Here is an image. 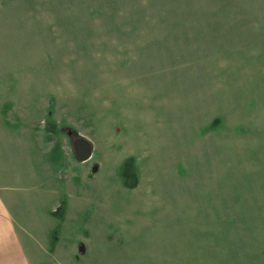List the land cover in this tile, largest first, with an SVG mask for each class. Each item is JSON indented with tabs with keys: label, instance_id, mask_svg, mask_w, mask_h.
Listing matches in <instances>:
<instances>
[{
	"label": "rangeland",
	"instance_id": "obj_1",
	"mask_svg": "<svg viewBox=\"0 0 264 264\" xmlns=\"http://www.w3.org/2000/svg\"><path fill=\"white\" fill-rule=\"evenodd\" d=\"M0 189L48 264H264V0H0Z\"/></svg>",
	"mask_w": 264,
	"mask_h": 264
},
{
	"label": "crops",
	"instance_id": "obj_2",
	"mask_svg": "<svg viewBox=\"0 0 264 264\" xmlns=\"http://www.w3.org/2000/svg\"><path fill=\"white\" fill-rule=\"evenodd\" d=\"M8 199L9 196L6 192L0 189V264L51 263L47 259L42 261L35 254V250L25 242L20 230L21 227H18L17 219L8 203ZM58 243L53 246V250L58 247ZM60 250V248H57V251Z\"/></svg>",
	"mask_w": 264,
	"mask_h": 264
},
{
	"label": "water",
	"instance_id": "obj_3",
	"mask_svg": "<svg viewBox=\"0 0 264 264\" xmlns=\"http://www.w3.org/2000/svg\"><path fill=\"white\" fill-rule=\"evenodd\" d=\"M72 148L75 158L79 161L87 159L91 155V145L89 141L82 137H75L72 140Z\"/></svg>",
	"mask_w": 264,
	"mask_h": 264
}]
</instances>
